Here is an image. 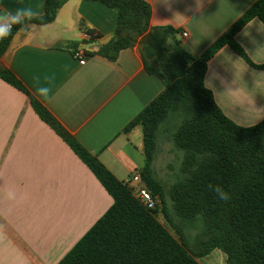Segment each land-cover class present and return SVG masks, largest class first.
<instances>
[{"label": "crops", "instance_id": "obj_1", "mask_svg": "<svg viewBox=\"0 0 264 264\" xmlns=\"http://www.w3.org/2000/svg\"><path fill=\"white\" fill-rule=\"evenodd\" d=\"M154 27L185 31L178 40L203 55L258 0H145ZM45 0H0V7ZM117 13L101 2L69 0L48 25H28L0 58L23 88L122 183L145 188L143 132L125 128L165 86L144 67L138 47L117 61L100 55L114 36ZM97 39L90 41L86 34ZM209 62L206 86L223 113L242 127L264 120V23L253 19ZM78 45V46H77ZM78 47V48H77ZM86 52L80 65L74 52ZM49 88L47 95L37 92ZM114 200L72 148L44 122L30 97L0 78V264H59Z\"/></svg>", "mask_w": 264, "mask_h": 264}, {"label": "trees", "instance_id": "obj_2", "mask_svg": "<svg viewBox=\"0 0 264 264\" xmlns=\"http://www.w3.org/2000/svg\"><path fill=\"white\" fill-rule=\"evenodd\" d=\"M68 1L45 0L43 16L16 26L10 37L0 41V58L17 33L28 25L53 23ZM87 1L101 2L118 15L113 38L97 54L115 62L123 50L138 47L145 70L165 86L124 130L142 129L146 166L140 172L141 180L160 197V204L148 210L133 189L119 181L0 66V78L30 97L40 118L72 148L114 200L59 264H200L201 258L215 250L227 256L226 264H264V120L252 127L239 126L223 113L205 82L210 60L225 46L253 65L235 37L253 19L264 23V0H258L200 57L178 40L180 31L152 26V9L145 0ZM89 35L90 41L97 39ZM256 67L264 69V65ZM163 135L183 155L177 180L168 189L154 169ZM210 184L222 186L230 200H218ZM169 200L176 224L168 211ZM161 214L169 227L160 221ZM199 222L201 232L194 250L180 228H194Z\"/></svg>", "mask_w": 264, "mask_h": 264}, {"label": "rangeland", "instance_id": "obj_3", "mask_svg": "<svg viewBox=\"0 0 264 264\" xmlns=\"http://www.w3.org/2000/svg\"><path fill=\"white\" fill-rule=\"evenodd\" d=\"M159 141V149L154 161V169L156 172V176L165 183L168 189L177 180V175L179 172V167L181 165L183 155L181 152L177 151L174 148L173 144L170 142L167 136H161ZM168 211L172 221L176 224L177 220L171 207L170 200L168 204ZM159 216L160 221L164 225L169 227L170 223L167 222L165 216L163 214ZM196 225L197 226H195L194 228H180L186 235L191 248L194 250L197 249L195 242L197 235H199L201 232L200 222ZM226 260L227 256L222 251L215 250L208 256L201 258L199 262L200 264H226Z\"/></svg>", "mask_w": 264, "mask_h": 264}, {"label": "clouds", "instance_id": "obj_4", "mask_svg": "<svg viewBox=\"0 0 264 264\" xmlns=\"http://www.w3.org/2000/svg\"><path fill=\"white\" fill-rule=\"evenodd\" d=\"M43 5L33 7L25 5L16 7L15 9H7L0 7V41L10 37L16 26H24L40 16L39 8ZM49 88H39L37 92L41 95H47ZM209 189L216 194V198L220 201L227 202L230 200V194L220 185H209Z\"/></svg>", "mask_w": 264, "mask_h": 264}, {"label": "built area", "instance_id": "obj_5", "mask_svg": "<svg viewBox=\"0 0 264 264\" xmlns=\"http://www.w3.org/2000/svg\"><path fill=\"white\" fill-rule=\"evenodd\" d=\"M182 39L188 38L189 34L185 31L180 33ZM86 38L89 40L91 36L86 34ZM74 57L79 61L80 65L86 64V52L82 49H77L74 52ZM141 178L136 175L133 178V182H140ZM136 197L140 200V202L148 209V210H155L158 205L160 204V197L154 196L152 192L147 188H140L136 192Z\"/></svg>", "mask_w": 264, "mask_h": 264}]
</instances>
